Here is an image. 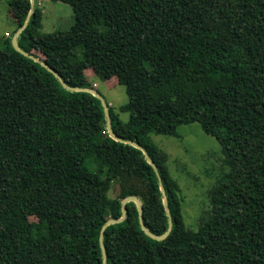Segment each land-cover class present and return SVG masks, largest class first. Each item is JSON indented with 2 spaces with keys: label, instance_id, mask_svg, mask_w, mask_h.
Listing matches in <instances>:
<instances>
[{
  "label": "trees",
  "instance_id": "16d2710c",
  "mask_svg": "<svg viewBox=\"0 0 264 264\" xmlns=\"http://www.w3.org/2000/svg\"><path fill=\"white\" fill-rule=\"evenodd\" d=\"M51 1L71 24L42 32L35 0L18 45L84 90L0 37V264H102L101 228L128 196L149 232L171 229L152 238L127 202L104 231L106 264H264V0ZM6 2L22 26L29 0ZM88 70L124 86L129 118L106 102L111 128L157 172L109 135ZM192 122L218 140L222 166L197 230L150 137Z\"/></svg>",
  "mask_w": 264,
  "mask_h": 264
},
{
  "label": "rangeland",
  "instance_id": "374dc122",
  "mask_svg": "<svg viewBox=\"0 0 264 264\" xmlns=\"http://www.w3.org/2000/svg\"><path fill=\"white\" fill-rule=\"evenodd\" d=\"M36 3L43 13L42 32L64 30L71 24L73 12L68 4L51 0H37ZM21 13V10L9 5L6 0H0V37H9L15 33L19 28ZM34 53L40 57V53ZM87 75L93 89L118 112L120 120L127 122L129 114L119 110L127 101L124 86L118 84L115 77L101 79L89 70ZM177 133L179 137L155 133H151L150 137L167 154L170 175L180 186L185 226L197 230L199 218L209 209L208 190L221 171V146L215 137L204 133L197 122L178 126ZM117 193L118 185L113 184L109 195L114 197ZM30 220L35 218L30 217Z\"/></svg>",
  "mask_w": 264,
  "mask_h": 264
},
{
  "label": "water",
  "instance_id": "95a60500",
  "mask_svg": "<svg viewBox=\"0 0 264 264\" xmlns=\"http://www.w3.org/2000/svg\"><path fill=\"white\" fill-rule=\"evenodd\" d=\"M30 2V10L28 12V15L26 17V20L25 22L22 24V26H20L16 31L15 33L13 34L12 38H11V44L13 46V48L18 51L19 53L23 54L24 56L28 57V58H32L34 59L36 62L42 64L45 68H47L50 72L54 73L56 75V77L61 81L62 85L67 88L68 90H71V91H83L84 89L82 88H76V87H71V86H68L66 85L60 78V76L50 67L46 64V62L37 57V56H34L31 52H27L25 50H23L22 48L19 47L18 45V42H17V37L18 35L20 34V32L24 29V27L26 26L27 24V21L32 13V9H33V6L35 4V0H29ZM88 91H90L94 96H96L97 98H99L102 102V106H103V109H104V113H105V119H106V130L107 132L109 133V135L115 139L116 141H119V142H124V143H128L130 145H133L134 147H136L137 149L141 150L142 153L144 154V156L146 157L148 163L150 164V166L157 172V169H156V165L154 163V161L148 156V154L146 153V151H144V149L142 148L141 145L137 144L136 142L134 141H125L123 140L120 136L116 135L114 133V131L112 130L111 128V123H110V117H109V112H108V105L107 103L103 100L102 96L95 90V89H88ZM161 190L163 191V187H161ZM129 201H133L135 202L136 206H137V209H138V214H139V221H140V226L141 228L149 235L151 236L152 238H155L156 240H163L165 239L168 234H169V231L171 229V222L169 223V226H168V229L167 231L164 233V234H161V235H154L153 233L149 232L143 222H142V218H143V214H142V202L141 200L136 197V196H128L126 198H124L122 200V215L120 216V218H117V219H114V218H109L105 224L102 226L101 228V231H100V235H99V243H100V248H101V251H102V264H106V253H105V246L103 244V234H104V231L106 229V227L108 225H111L113 223H117V222H120L122 221L124 218H125V215H126V210H125V205L127 202ZM163 204H164V207L167 209V200L166 199H163Z\"/></svg>",
  "mask_w": 264,
  "mask_h": 264
}]
</instances>
